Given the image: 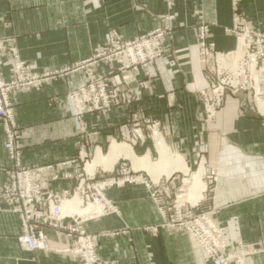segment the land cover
Masks as SVG:
<instances>
[{"label":"crops","instance_id":"1","mask_svg":"<svg viewBox=\"0 0 264 264\" xmlns=\"http://www.w3.org/2000/svg\"><path fill=\"white\" fill-rule=\"evenodd\" d=\"M236 16L245 27L264 32V0H172V6L168 0H0V40H9L0 49L3 78H12L10 48L29 66L30 76L41 77L39 84L16 91L12 102L21 162L42 170V194L71 191L80 174L117 178L119 165L134 178H145L109 186L104 198L112 209L83 220L82 229L96 237L99 261L207 264L187 232L163 223L151 196L164 197V185L169 194L206 210L200 170L209 167L219 173L209 209L224 229L228 250L243 246L250 251L247 264H264V119L252 111L250 91L227 95L212 119L206 118L200 99L210 82L199 56V28H209L216 47L212 68L230 72L245 53ZM167 26L163 56L146 70L123 80L113 64H91L112 31L130 41ZM87 70L108 78L129 100L106 113L84 116L91 161L99 153L105 158L91 171L78 161V124L66 102L67 93L86 83ZM5 141L0 123V188L14 166ZM145 181L156 183L158 190ZM74 209L82 216L78 206L63 204L66 215ZM21 232L19 217L0 203V264H81L64 254L72 244L64 232L44 230L50 252L22 250L17 242Z\"/></svg>","mask_w":264,"mask_h":264},{"label":"built area","instance_id":"2","mask_svg":"<svg viewBox=\"0 0 264 264\" xmlns=\"http://www.w3.org/2000/svg\"><path fill=\"white\" fill-rule=\"evenodd\" d=\"M168 5L172 6V0H168ZM234 21L235 29L240 33L239 39L242 36L241 40L244 41L248 54L245 58L247 60H243L232 75L224 74L218 68H212L218 54L215 53V44L210 41L209 28L201 26L198 31L199 56L210 82L208 93L204 91L200 93L208 119L215 117L227 95L239 96L250 90L253 92L256 110H262L264 117V32H255L245 27L240 17L236 16ZM170 30L169 26L159 28L130 41L121 40L112 31L109 44L96 55L95 61L91 64L99 60L109 62L119 74H122L123 80H126L130 73L138 74L141 70H146L163 56ZM15 56L13 55L15 61L12 66V78L8 81L2 75L0 56V123L6 134L4 147L9 159L14 163L6 183L0 188V203L4 204L7 212L17 215L20 219L22 232L17 241L22 250L50 252L52 248L44 232L49 228L66 234L72 244L65 252H70L72 256L79 258L81 264H105L97 258L96 237L87 234L81 226L83 220L99 218L112 209L101 193L100 187L93 184L94 178L80 174L71 191L63 195L44 196L39 186L42 170L22 165L21 134L16 124L12 95L18 90L39 84L41 77L30 76L29 66ZM247 65L254 69L252 76L248 74L249 70L247 73ZM66 102L78 124V161L86 164L91 155L84 116L106 113L129 100L118 88L111 85L108 78L87 70L86 83L70 91L66 95ZM118 168L117 172L125 173V165H119ZM141 180L144 179L126 177L124 182ZM156 189L158 190L157 186ZM162 194L169 200L168 204L160 202V198L158 199L156 195L151 197L159 208L164 224L187 232L203 251L205 263L247 264L246 256L250 252L245 251L243 246H240L236 252H229L223 239V228L213 221L208 213L201 210L198 205L193 206L184 201L182 195H171L164 191ZM73 200H79L78 208H83L85 211L83 218L75 209L68 215L64 213L63 204ZM72 203L76 206L75 202ZM91 208H93L92 212L88 213ZM65 219H70L72 224L65 223Z\"/></svg>","mask_w":264,"mask_h":264},{"label":"rangeland","instance_id":"3","mask_svg":"<svg viewBox=\"0 0 264 264\" xmlns=\"http://www.w3.org/2000/svg\"><path fill=\"white\" fill-rule=\"evenodd\" d=\"M254 30V29H253ZM155 31V30H154ZM255 32H260V31H256V30H254ZM260 33H262V32H260ZM242 39V36H240V41L244 44V41L243 40H241ZM8 42H9V40L8 39H1L0 40V49H2V48H7V44H8ZM244 46V55H242L241 56V58L240 59H238L236 62H235V64H234V66L231 68V71L230 72H227V71H224V70H221L222 71V73H224V74H228V75H232V73H234L235 71H236V68H237V66L238 65H240L241 63H242V61L243 60H247V59H245V58H247V54H248V50H247V47L245 46V45H243ZM7 51H10V54H11V57H12V59L15 61V59H14V57H13V55H16L15 57H17L22 63H24L26 66H27V64L25 63V62H23L21 59H20V57H19V54H18V52H17V50L15 49V48H10L9 50H7ZM1 56V55H0ZM162 58V57H161ZM205 69V68H204ZM219 70H220V68H219ZM248 70H249V72L250 73H248ZM247 73L250 75V76H252V74L254 73V69L252 68V67H249L248 65H247ZM32 77H35L34 75H32ZM224 77V76H223ZM74 91V90H73ZM250 92L253 94V92L250 90ZM68 94V93H67ZM244 94H246V93H244ZM243 97V96H242ZM252 102H253V107H252V111L255 113V114H257V115H259V116H261L262 117V110L260 111L259 109H258V111L256 110V108H255V104H254V100L252 99ZM258 106V105H257ZM250 112V113H253V112ZM249 113V112H248ZM261 114V115H260ZM263 119H264V117H262ZM152 124H150L149 125V127L150 128H152ZM92 158H91V156H90V158H89V160H88V162L86 163V165L88 164V167H92L93 166V164H94V166L97 164V163H99V162H95V160L93 161V163H92ZM92 163V164H91ZM88 167H87V170L89 171H91V170H93L94 169V167H93V169H88ZM117 170H119V168L117 169ZM197 171L198 170H193V172H192V174L193 175H195L196 176V173H197ZM200 172H202V174H205L204 175V182L202 183V186L204 187V192H205V195H204V203L206 204L205 206L207 207L206 208V210H204V212H206V213H208V215L211 217V219L213 220V221H215V219L213 218V214H211V212H212V210L211 209H209L210 208V202H211V198H212V196H211V194L213 193V191H214V188H215V185L217 184V182H218V178H219V173L215 170V169H213V168H209V167H202L201 168V170H200ZM199 172V173H200ZM117 175V178H114V177H110V178H99L97 175H96V173H93V174H90L89 176H91V177H93L94 178V181H93V184L95 185V186H97V187H100V191H101V193L104 195V191L107 189V188H109V186H111V185H120V183L121 184H124V183H126V182H124V179L126 178V177H134V176H131V175H133V174H131L130 173V171H129V168H127L126 166H125V173H119L118 172V174H116ZM198 175V174H197ZM115 179H118V180H115ZM145 179V178H144ZM113 182H115V183H113ZM127 183H130V182H127ZM145 183V185L147 186V187H149L150 189H151V186L152 185H154V186H157V184L155 185V184H150V183H148L147 181H145L144 182ZM162 185V184H161ZM164 185H162L161 186V188H160V191L162 192V191H164L165 193H168V190L166 189V187L164 188L163 187ZM178 195H180V194H178ZM164 198V199H163ZM165 200V201H164ZM173 200H171V202H172ZM72 202H75L76 203V206H78L79 205V200H73ZM72 202H70L71 204H74V203H72ZM160 202H166V204H168L169 203V200L164 196V197H160ZM193 206H196V205H194V204H192ZM198 207H199V205H198ZM92 210H93V208H91V209H89V211H88V213H90V212H92ZM80 212H82V216H80L79 214V216L81 217V218H83L84 217V213H85V211H83V208H80ZM216 222V221H215ZM163 223H164V221H163ZM217 223V222H216ZM221 226V225H220ZM222 227V226H221ZM223 228V227H222ZM223 231H224V229H223ZM223 239H224V235H223ZM225 241V240H224ZM18 242V241H17ZM226 243V242H225ZM19 245V244H18ZM227 245V244H226ZM20 247V246H19ZM69 248V247H68ZM67 249V248H66ZM66 249H65V251H66ZM227 250H228V247H227ZM244 250L245 251H247V252H250L249 250H247L245 247H244ZM64 251V254H68V255H71L72 256V254L70 253V252H65ZM229 252H236V251H238V250H234V251H232V250H228ZM35 252H41V251H35ZM250 255V254H249ZM249 255H247L246 256V258H248L249 257ZM72 257H74V256H72ZM98 258V257H97Z\"/></svg>","mask_w":264,"mask_h":264},{"label":"bare ground","instance_id":"4","mask_svg":"<svg viewBox=\"0 0 264 264\" xmlns=\"http://www.w3.org/2000/svg\"><path fill=\"white\" fill-rule=\"evenodd\" d=\"M114 148H116L115 147V145H114ZM109 157V156H108ZM103 160H105V158H103L101 155H100V153L97 155V158L95 159V162H102ZM145 160V159H144ZM105 162V161H104ZM111 163V162H110ZM93 167H94V164H93V166L92 167H88V169H93ZM107 168H110L109 166H107ZM90 171V170H89ZM199 177H200V173L198 174V176H197V179H196V182H195V190L197 191L199 188H200V181H199ZM202 183V182H201ZM193 185H194V183H193ZM200 196V195H199ZM196 199V198H195Z\"/></svg>","mask_w":264,"mask_h":264}]
</instances>
